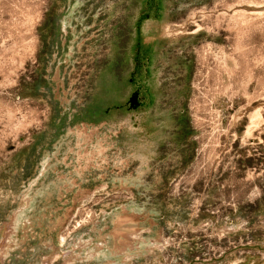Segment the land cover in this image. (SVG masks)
Here are the masks:
<instances>
[{
    "label": "rangeland",
    "instance_id": "obj_1",
    "mask_svg": "<svg viewBox=\"0 0 264 264\" xmlns=\"http://www.w3.org/2000/svg\"><path fill=\"white\" fill-rule=\"evenodd\" d=\"M0 264H264V0H0Z\"/></svg>",
    "mask_w": 264,
    "mask_h": 264
},
{
    "label": "bare ground",
    "instance_id": "obj_2",
    "mask_svg": "<svg viewBox=\"0 0 264 264\" xmlns=\"http://www.w3.org/2000/svg\"><path fill=\"white\" fill-rule=\"evenodd\" d=\"M85 131V130H84ZM132 219V218H131ZM133 220V219H132ZM130 219L129 218H124V217H122V218H120V220L118 221V223H117V229H116V231H114L117 235H120L121 237L122 236H129V233H130V235L131 234H133V237H134V239H136V237H137V235L135 234L136 233V229H134L133 227H131L132 226V224L130 223ZM138 225V224H137ZM135 227H136V225H134ZM135 231V232H134ZM10 232V231H9ZM9 234V233H8ZM8 236V235H7ZM61 237H63V239L61 240V241H65L66 240V237H64V236H61ZM119 237V236H118ZM130 237V236H129ZM73 238V237H72ZM126 238V237H125ZM7 239V238H6ZM129 239V238H128ZM130 239H132V237H130ZM123 240V242L121 243V245L122 246H125V247H127L126 245H128L129 243H131L132 244V241H133V239L131 240V241H129V240H127V238H126V240H124L123 238L121 239V241ZM73 243V242H72ZM134 243V242H133ZM77 246V245H76ZM75 245H74V247L75 248H78V247H76ZM80 248V247H79ZM70 252V251H69ZM67 254V253H66ZM73 254V253H72ZM71 254V255H72ZM75 255H77V254H75ZM70 256V255H69ZM73 256V255H72ZM71 257V256H70ZM75 258V257H74ZM69 261V260H68Z\"/></svg>",
    "mask_w": 264,
    "mask_h": 264
}]
</instances>
